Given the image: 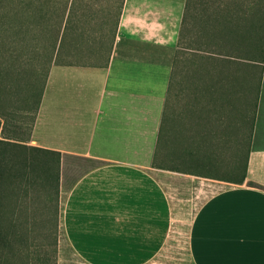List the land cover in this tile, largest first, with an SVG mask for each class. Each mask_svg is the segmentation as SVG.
<instances>
[{"label": "crops", "instance_id": "1", "mask_svg": "<svg viewBox=\"0 0 264 264\" xmlns=\"http://www.w3.org/2000/svg\"><path fill=\"white\" fill-rule=\"evenodd\" d=\"M187 4L124 0L101 63L48 72L26 145L59 152L60 175L76 176L62 231L86 264H161L182 244L193 264H264V61L225 70L216 58L197 76L212 102L178 116Z\"/></svg>", "mask_w": 264, "mask_h": 264}, {"label": "rangeland", "instance_id": "2", "mask_svg": "<svg viewBox=\"0 0 264 264\" xmlns=\"http://www.w3.org/2000/svg\"><path fill=\"white\" fill-rule=\"evenodd\" d=\"M86 2L89 3L86 13L89 18L94 16L95 21L94 25L87 24L91 40L87 46V53L69 60L101 63L111 43L109 33L111 26L104 25V22L113 25L119 0H85L84 4ZM262 9H264V0H193V18L186 27L183 54L172 87L171 101L175 104V109H178V116L182 106L196 107V104L200 103L202 107L212 102V82L202 77L197 78L204 76L207 70L214 69L209 66L204 56L213 52L219 54L220 56L215 58L220 63V69L230 70L235 69V66L237 68L238 64L236 65L235 62H240L239 59L236 61L231 57L239 58L241 55L253 54L254 43L259 34L256 23L261 19L262 14L264 19ZM99 35H101L100 41ZM98 43L101 45L103 43L101 53L95 52ZM46 72L47 62L41 56L34 57L23 68V74L18 80L20 87L14 86L0 94V140L2 141L0 155L16 158L18 160L16 170L18 169L21 174L26 171L22 164L27 157L43 156L41 152L27 149L25 145L34 122ZM252 107L253 105L249 108L250 111ZM9 142L15 143L16 146L12 147ZM165 143L163 138L160 144L162 150L165 148ZM40 170L33 172L37 181L36 186L30 188L31 190L25 182L14 183L8 174L0 180V209H3L0 214V229L3 230L6 238L14 243L15 250L22 251L24 259L28 253L38 255L51 253L56 255V264H86L70 248L62 231L64 188L69 187L76 176L61 174L56 180L53 174L40 173ZM64 180L67 185H63ZM15 219L18 223L24 222L27 227L20 243L18 240L20 237H14L12 232L11 223ZM177 251L172 256H166L161 264H193L184 244ZM27 260H18L16 264H28ZM32 260L31 264H34Z\"/></svg>", "mask_w": 264, "mask_h": 264}, {"label": "trees", "instance_id": "3", "mask_svg": "<svg viewBox=\"0 0 264 264\" xmlns=\"http://www.w3.org/2000/svg\"><path fill=\"white\" fill-rule=\"evenodd\" d=\"M84 3L85 0H0V94L2 91L14 86L20 87L18 80L23 74V68L34 57L38 58L41 56L47 62V78L53 64L76 63L77 61L69 60V58L83 56L87 53V46L91 40L87 24L91 23L92 25L95 21L94 16L89 18L86 13L89 3ZM123 4L124 0H119L116 20L113 21V25L112 23L108 25L109 23L104 22V25L111 26L109 28L111 35V43L108 47L109 52H111L110 46L115 38ZM192 8L193 0H188L174 75L177 72V67L183 54V44L187 35L186 27L189 24V20L193 18L194 12H192ZM261 11L264 13V9ZM262 16L256 23V29L259 34L254 43L253 54L246 57L243 55L239 56V58L236 57V61L237 59L239 61L248 59L251 62L264 61V19ZM100 39L101 35H99V41ZM96 45L97 47H94L95 52L101 53L103 43L102 45L101 43ZM104 47L106 48V43ZM214 54L216 53L213 52L208 56H204L209 62V66L213 68L214 60L216 59ZM77 63H81V61ZM241 63V61L237 63V70L243 69L239 65ZM1 143L2 141L0 140ZM9 143H11L12 147L16 146L15 143ZM25 147L41 152L43 156L27 157L22 164L26 171L21 174L18 169L16 170L18 163L16 158L12 156L9 158L8 155L1 157L0 155V180L8 174L12 177L14 183L25 182L29 185V190H31L30 188L35 187L37 181L33 172L39 169H41L40 173L53 174L56 180L60 178L61 155L59 152L30 145H25ZM43 168L45 170H42ZM245 177L246 174L243 179ZM2 211L3 209H0V214ZM17 211H19V206ZM11 226L14 237H20L18 239L20 243L27 228L26 224L24 222L18 223L15 219L12 220ZM21 228H23V231H21ZM37 255L28 253L26 255L27 263L31 264L33 259L34 264H56V255L54 254ZM22 257V251L15 250L14 243H11L6 238L3 230L0 229V264H16L18 260H26Z\"/></svg>", "mask_w": 264, "mask_h": 264}]
</instances>
